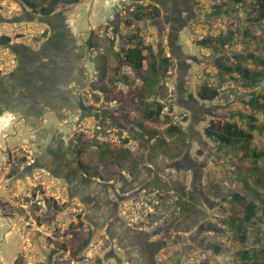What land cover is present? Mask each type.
Returning a JSON list of instances; mask_svg holds the SVG:
<instances>
[{
  "label": "rangeland",
  "instance_id": "obj_1",
  "mask_svg": "<svg viewBox=\"0 0 264 264\" xmlns=\"http://www.w3.org/2000/svg\"><path fill=\"white\" fill-rule=\"evenodd\" d=\"M95 2L80 0L74 6L58 10L62 12L59 19L65 20L70 32L69 37H64L65 41L72 47L74 40L78 48H70L68 58L58 55V60L55 59L50 66L55 68L58 77V72H63L68 63L72 65L74 62L80 67L87 57L85 66L88 69L86 72H72L78 86L70 82V77L63 78V82L69 81L66 88H70L88 108L86 113L78 116V107L73 104V113L67 116L68 123L60 117L48 115L46 131L39 130L43 140L44 136L54 137L58 133L63 134L61 137L65 140L56 138L38 147L32 138L33 125L28 124V129H24L25 125L16 116L20 115L16 107L13 113H4L0 106V264H48L51 251L53 264H72L73 259L79 262L75 264H103L106 257L110 258L112 241L107 230L112 206L106 198L97 199L100 184L88 178L99 179L96 177L98 173L104 172L108 181L109 142L124 144L123 139H128L134 153L137 152L128 162L133 165L136 157L139 160L135 169L131 167L125 171L127 179L139 176L137 180L133 178L132 182L136 184L132 189L139 190L148 182L159 181L163 189L182 183L201 212L184 211L178 205L180 198L175 192H170L171 196L163 193L164 199L160 201L156 198L159 202L153 210L154 217L149 219L146 215L154 204L149 197L154 200L156 192L151 196L142 193L148 206H143L134 219L127 217L125 206L137 208L143 204V198L142 201L130 199L121 204L120 215L135 229L153 231L163 219L172 217L165 234L155 232L150 237L151 241L167 240L166 247L157 255L159 264H243L241 255L244 251L260 254L264 249V214L259 212L250 223L243 222L246 209L233 199L237 193L249 197L247 186H255L252 179L244 182L243 173L248 167L264 171V130H256L253 140L239 150L210 139L205 132L214 118H230L231 115L236 116L235 121L245 129H249L250 124L264 125V115L242 100L245 92L258 90V86L245 89L228 75H221L216 66V61L224 55L221 61L225 64H241L254 71H264V65L256 61L236 58L250 54L264 58V20L256 21L259 1L248 0L246 4L236 5L228 0H161L158 5L147 0H125L113 7L110 6L113 0H99L97 5ZM140 5L148 14L154 13V7L159 6L160 18L140 19L137 16ZM26 13H33L34 18ZM166 13H169L166 31H160L156 24L161 19L166 20ZM40 19L41 15L34 13L23 0H0V37H12L8 46L0 45V81L17 71L16 54L25 57V47L29 48V54L43 50L40 43L47 40L50 29ZM90 24L98 46L86 54L84 41L89 38ZM231 30L237 34L222 54H217L211 44H200L209 37L226 36ZM71 35L77 38L73 39ZM133 36H137L136 41L142 39L153 45L156 52L163 47L173 61L157 93L147 98L155 105L157 102L165 105L159 125L146 121L142 115V107L135 95L143 85L139 74L116 55L117 52L127 53L134 46L130 40ZM171 40L176 50L174 53L169 46ZM34 57L29 64H35ZM103 66L107 69L105 79L102 78ZM32 69L29 65L20 70L19 75L33 74ZM206 83L222 86V96L213 102H201L196 90ZM103 86L107 87L108 93L93 90ZM53 92L55 97H69L63 93L65 90L60 92L57 88ZM171 106L174 109L172 114L169 112ZM96 114L100 119L95 118ZM167 114L172 115V121L167 119ZM248 115L255 120L251 122ZM140 125L158 129L173 149L179 135L168 132L167 128L181 125L188 133L190 146L179 157L173 150L167 155L160 147L158 152L156 147L148 151L136 142L137 136L143 134ZM98 149L102 151L101 157ZM254 149L259 156L253 154ZM54 155L64 166L62 171L56 165L53 173L39 168V163L50 166ZM35 157H39L38 160ZM78 161L87 166L89 172L86 175L80 172ZM26 164L34 167L26 169ZM192 169L196 172L195 179ZM12 170L16 173L10 177ZM64 175L67 178L62 179ZM68 182L72 190L83 193L85 202L70 199ZM47 196L52 197L53 205ZM95 196V200H89ZM205 199L210 203L207 204ZM78 214L82 215L81 220H77ZM120 233L127 240L134 235L122 229ZM88 238L91 239L89 243ZM77 250L78 254H75ZM117 252L124 263L130 264L121 249ZM107 264L115 262L109 259Z\"/></svg>",
  "mask_w": 264,
  "mask_h": 264
},
{
  "label": "trees",
  "instance_id": "obj_2",
  "mask_svg": "<svg viewBox=\"0 0 264 264\" xmlns=\"http://www.w3.org/2000/svg\"><path fill=\"white\" fill-rule=\"evenodd\" d=\"M231 3L236 5L246 4L248 0H228ZM259 5L257 9V17L256 21L264 20V0H258ZM80 0H41L39 2L32 0H23V3L26 4L29 8L32 9L34 13H38L41 15V21L47 22L51 19L52 16H56V13L61 7H70L78 4ZM140 12L137 13V16L141 18H149L151 20H155L161 16V11L159 6L154 7V13L150 12L144 13L145 7L140 5ZM221 9V6H220ZM59 16V15H58ZM237 31L231 30L228 32L226 36L220 35L219 37H209L200 42L201 45L211 44L213 49L217 54H222L224 52V48L231 44L234 40ZM115 33H118L117 30ZM137 36L131 37V41L134 46L129 48L127 53L117 52L116 55L120 59L121 62L125 61L129 63V65L134 68L140 76V79L143 82L142 88L136 93V99L138 100V104L142 107V115L144 119L148 122H153L159 125V121L164 114L165 105L157 102V105L147 101L148 96L155 95L158 91V87L161 84L164 76L169 71V68L173 65L172 59L167 55L164 48L161 47L159 52H156L153 45L146 43L144 40L139 39L136 41ZM12 41V37L10 35H2L0 37V45L8 46ZM88 44L91 49H94L98 46V44L94 41V33L90 36L88 40ZM172 53L175 51L171 49ZM125 54V59L123 57ZM224 55L220 56V59L216 61V66L219 68L221 75H228L231 79H234L235 82L240 83V85L245 89H254L258 86V90H251L245 92L243 94L242 100L246 104L252 106V108L256 111L261 112L264 115V71H254L250 67H245L241 64L237 65H228L223 63L221 60ZM238 60L243 61L252 60L253 62H257L258 64L264 65V58L262 56H258L255 54H250L247 57H236ZM103 75L102 78L105 79L107 77V69L106 67H102ZM237 76V77H236ZM260 85V86H259ZM222 86H215L210 84L200 85L196 92L197 98L203 102H213L216 99L222 96ZM93 90H100L104 93H108L107 87H94ZM135 97V96H134ZM246 97L248 99H246ZM157 106V108H155ZM169 112L172 114L174 112L173 106L169 107ZM241 116V113H238ZM248 118L253 122L255 117L252 115H248ZM167 119L172 121V115L167 114ZM236 116H232L230 118H214L209 126L206 128L205 132L207 136L214 140L218 141L226 147L233 148L234 150L243 149L249 142H251L254 138V132L256 130H260L261 132L264 130V125L259 124H250L249 129L242 128L238 125L237 121H235ZM187 120V117H185ZM142 132H146L147 135H157L159 133V143L163 149V152L167 155H170L171 150H173L177 157L180 156L181 153L184 152L190 145L187 143L188 133L183 130L181 125H170L167 128V131L172 134H178L179 138L177 139V143L174 144V149L167 142L164 135L159 132L158 129L145 128L143 125H140ZM110 148L112 146L114 148L122 149L123 145L118 142H109ZM175 154V157H176ZM253 154L255 156H259V153L254 149ZM143 156V155H142ZM141 156V157H142ZM24 162H27L26 158H23ZM139 160H135L133 165ZM83 170L88 172L87 166H85L82 162H80ZM132 162L126 163L127 167H131ZM16 173V170H12L10 173V177H13ZM94 177L96 175H93ZM100 174L98 173L99 177ZM244 182H248V179H252L255 186L248 188L249 197L235 194L234 199L237 203H240L244 209H246L247 215L242 220L243 222H251L254 220L259 212L264 214V171L259 169L258 167L250 168L248 167L243 173ZM175 192L179 196L180 200L178 201V205L182 207L184 211H191L192 213H201L198 209H196L195 204L191 201V194L188 191L187 187L182 183H177L175 185L168 186L166 189L162 190V194L160 195L161 199H164L163 193ZM251 198V200L249 199ZM49 203L53 200L51 196H47ZM51 205L52 202H51ZM77 220H81L82 215H77ZM38 219L41 220V217L38 216ZM241 229L240 227H238ZM91 236V235H90ZM89 236V237H90ZM245 239V237H242ZM91 241L90 238L87 239V243ZM219 250V249H218ZM78 254V250L74 252ZM260 258V260H258ZM241 259L243 260V264H264V249L260 252V254H255L252 251H244L241 255Z\"/></svg>",
  "mask_w": 264,
  "mask_h": 264
},
{
  "label": "flooded vegetation",
  "instance_id": "obj_3",
  "mask_svg": "<svg viewBox=\"0 0 264 264\" xmlns=\"http://www.w3.org/2000/svg\"><path fill=\"white\" fill-rule=\"evenodd\" d=\"M171 1H173V0H171ZM170 5H173V4H170ZM61 14H62V12L58 11L56 13L57 18H58V15L60 17ZM26 15L32 16L34 18L33 13L32 14L26 13ZM165 15H166V20L161 19L156 24L157 28L160 31H166V29H165L166 24L165 23L169 21L168 17H167V16H169V13H166ZM118 17H119V15H118ZM117 32H118V30H117ZM89 33H90L89 38L86 40V43H84L85 47H86V44H88V40L90 39V36L93 34L92 32H89ZM169 46L171 47V49H173L176 52L174 45L172 43V40L169 41ZM41 47L43 48L42 51H33L32 54H29L28 53L29 48L25 47V50H26L25 57H22L20 54L17 53L16 57L18 60V64H17L16 70L18 72H20V70L27 68L29 65H31V68L35 67V70L37 68L38 70L45 71V69H46L45 67L48 68V64H50V65L53 64L55 59L54 60L49 59V60H47V62L44 61V63L42 60L38 59L39 62H42L40 67L36 63L34 65L29 64L30 59L32 57H34L35 55L36 56H38V55L42 56L45 54L42 52L44 51V49L49 47V42L45 41L43 43V45H41ZM61 47H62V50L65 51V55H67L69 53V49L72 48L68 45V43L65 41V39L63 40V46H61ZM90 49L91 48H89L87 50V47H86V54H89ZM29 51L32 52L31 49ZM123 57L125 59V54H123ZM38 60H37V63H38ZM86 60H87V57L82 60V62L83 61L85 62V65H86ZM82 62L80 64L81 68L79 67V65L75 66L74 62L72 65H70L68 63L64 67L65 71L63 70V72H61V73L58 72V74H59L58 77H60V80H58V77H56V75H55V72H57L56 70H54L55 68L50 66L49 69H50V71H52V73L54 75V78L50 79V81H52V83H53L54 90L57 88L59 89V91L67 89L66 87L69 84V81H68V83L63 82L64 75H68L67 78L70 77L71 78L70 82H72L75 80V78H73L72 72H75L78 70L81 72L88 71L87 67L84 66L83 65L84 63H82ZM19 76H20L19 80H20L22 85H28V87H29V83H31V81H30L31 78H32V84L34 85L35 78L33 75H31V74H29V75H23L22 74L21 75L20 74ZM62 84L64 85V87H58V86H62ZM30 99L31 98H28L26 101H23V102L31 105L32 101ZM0 103H1V100H0ZM74 105L75 106L77 105V107H78V111H77V113H79L78 116H81V114H83L84 112L86 113V111L88 110V108L85 107V105L81 99H77V101H75ZM80 106L82 107V109ZM68 108L70 109V113H72L73 107H68ZM28 110L32 113V114L30 113V115L33 116V114H34V117L36 118V122L34 123V125L31 124V125H33V129L38 128L39 125L41 124L40 120L42 119V114L40 116L39 110H37V108H34V107L30 108ZM28 110L26 109L25 111L20 113V115H16V116H18L17 117L18 120H20L23 123V125L26 126V127L23 126L24 129H28L27 120L30 119L28 116V114H29ZM33 110H34V113H33ZM44 111L45 110H43V113H44ZM63 112H64V110H63ZM50 114H53L54 117H57L56 111H54V112L52 111V113L50 112ZM95 118L100 119V115L96 114ZM37 119H40V120H37ZM150 140H152L151 144H150ZM153 140H155V141L153 142ZM123 141H124V144L122 143L123 144L122 149H119L117 147L109 149V159L107 160L108 165H109V167H108L109 170L106 171V173L108 174V177H109L108 181L105 180V176L103 174L104 172L103 173L101 172L102 175L100 174L99 179L88 178L89 180L95 181V182L100 184L99 195L96 194L97 199L101 200L102 198H106V202H109V205L112 206V209L110 210L111 211L110 222L108 224V230H107L109 237L112 241V249L110 250V252L108 254L110 258L106 257V262L103 261V264H107V261H109V259H113L115 264H126V263H124V259L120 256V253L118 254V252H117L120 249L123 251V255L125 256L127 262H129L130 264H159V261L157 260V255L164 247H166V245H167L166 241L167 240L155 239L156 241H151L152 238H150V237L152 235H155L154 234L155 232L160 233V234H165V232L168 228V225L172 222L171 221L172 217L168 216L163 220L161 219L162 220L161 223H158V225H156L157 227L155 230L147 231V230H143V229L141 230V229L133 228L131 225L126 223L125 219L122 218V216L120 215L119 212H120L121 204L126 203L127 200H130V199L135 200L136 199V200L142 201L141 198H143V195H142L143 192H145L149 196H151L152 194H155L154 192H156L157 195L155 194L154 200H153L152 196L149 197V200H151L150 202H154V204H153V208L150 207L151 212H147V215H146L147 219L153 218L154 213H155V212H153V210L157 206L156 203H158L161 200L160 195L162 193H160V192H161V190H163V188H162L163 184H161L159 181L148 182L147 184H143V186L139 190H135V189L131 188L133 184H136V182H132L133 178L137 180L139 176L134 175V177L131 176L129 179H127L126 177H124L126 175L125 171H126V169H130L131 167H133L135 169L138 164L135 163V165H131V167H127L126 163H128V160L132 159V156H136L137 152L134 153L135 149L132 148L131 145H129L128 139H123ZM136 142H138L141 147L146 148L148 151L154 150L156 147V151L158 152L159 147L162 148L160 146V143H159V133L157 135L150 136V135H147L146 132H144L142 135L137 136ZM156 142H157V145H156ZM118 143H121V142H118ZM74 150L76 151V149H74ZM98 150H99L98 151L99 157H101L102 151L100 149H98ZM162 152H163V149H162ZM38 158L39 157H35V160L36 159L38 160ZM135 159H138V158L136 157ZM189 161L190 162L193 161L194 164H196L195 163L196 161L193 159L189 158ZM80 162L81 161H78L79 170L82 174H85L87 171L85 172L83 170V168L80 165ZM105 163L106 162H104V164ZM25 166H26V169H32L34 167V165H32V164H26ZM38 166L41 169H45V170L53 173V171L50 169L49 166H45L44 164H40V163ZM118 170H119V173H117ZM131 171L133 173L132 169H131ZM131 171L129 173H131ZM192 171H193V179H195V177H196L195 169H192ZM88 172H89V170H88ZM194 183H195V180L193 181L192 186H194ZM68 188H69V192H70L69 197L71 200H73L74 198H77V199H82L85 202L86 197L83 196L82 192L80 194H78L77 193L78 191L72 190V186H71L70 182H68ZM76 193H77V195H76ZM94 198L96 199V196L90 197L89 200H95ZM156 198H160L159 201ZM143 200H144V198H143ZM205 201L207 204L210 203L208 201V199H205ZM141 203H143V204L142 205L140 204L138 206V207H140V209L144 208L143 206H148L147 205V203H148L147 199H146V201L144 200ZM144 203H145V205H144ZM159 218H160V216L158 217V219ZM146 222H148V221H146ZM92 223L95 227H97V223H95L94 221H92ZM121 229L125 230V233L134 234V235H132L130 237L131 239L127 240V239L123 238V234L120 233ZM135 235H139V236L135 237ZM153 238H154V236H153ZM53 255L54 254L51 251V255H50V258L48 260V264H53V261H52ZM76 262H78V261H76L75 259L72 260V264H75ZM16 264H18V263H16Z\"/></svg>",
  "mask_w": 264,
  "mask_h": 264
},
{
  "label": "crops",
  "instance_id": "obj_4",
  "mask_svg": "<svg viewBox=\"0 0 264 264\" xmlns=\"http://www.w3.org/2000/svg\"><path fill=\"white\" fill-rule=\"evenodd\" d=\"M98 1L99 0H96L94 5H97ZM147 1H151V2L157 3L158 5H161V3H160L161 0H147ZM93 2H94V0H93ZM119 2L123 3V2H125V0H113L112 4H110V6L113 7L116 4L118 5ZM108 3L109 2L107 1V4ZM58 20H60V21H58ZM45 23L50 29L49 36H48L47 40H45V41L49 42V47L44 49V51H43V53H45L44 55H42V56H40V55L36 56L35 55V57H34L35 63L38 64L39 67L42 64V62H39V60H42L44 63V61L47 62V60H49V59H51V60L57 59L58 60V58H59L58 55H62L65 58L69 57V53L67 55H65V51H64V54H62L63 50L61 47V46H63L64 37H67V36L69 37V34H70V32L68 30V25H67V23H65V20L63 18L59 19V17L57 18V16H52L51 19H49ZM72 38H73V36H72ZM76 38L77 37L74 35L73 39H76ZM45 41H42V42L40 41L41 42L40 44L43 45V43ZM73 47L78 48V45L74 40H72V49L74 50ZM37 60H38V63H37ZM45 68H46L45 71L38 70L37 68L35 70V67H34V70L31 68L33 70V74H32V72H30V74L34 76L35 82L33 85L32 84V78H31V80H30L31 83H29V87H28V85H22L21 84V82L19 80L20 76H19L18 71L13 72L11 75H7V76L3 77V79L0 81V100H1L0 106L2 107V111H4V113H8L9 111H11V113H13L12 111L14 110L13 108H15V107L19 110V111H17V113H22L26 109L28 110V109L34 107V108H37V110H39L40 116L42 114V119L41 120L37 119V120L41 121V124L39 125L38 128H34V132H33L34 137H32V138H34L33 140L37 142L38 147H40L44 144H47V142H53V139L56 140V138L57 139H64V137H61L64 135L61 133H58V135H54V137L44 136V140H43L40 138L41 137V135H40L41 131H39V130L46 128V121L48 120L47 116L53 115V114H50V112L52 113V111L53 112L56 111L57 117L62 118L64 120V123L65 122L68 123L69 120H68L67 116L70 113V109L68 107H71V105L75 104V101H77L76 94L74 92H72V90L70 88H67L65 90V92H63L65 94H67L69 97H65V98L60 97V96L55 97L56 94H54V92H53L54 86H53L52 81H50L51 78H54L52 71H50V69H49L50 64H48V68L47 67H45ZM65 77L67 78L68 75H64V78ZM72 83H75L77 86V80L72 81ZM18 88H20V90H18ZM20 91L23 95H21ZM19 93H20V95H19ZM28 98H31L30 99L32 101L31 105L23 102V101H26ZM63 108H64V112H63ZM43 110H45L44 113H43ZM28 113H29L28 116L30 119L27 120V123L34 125V123L36 122V118L34 117V114H33V116L30 115L31 112L29 110H28ZM33 113H34V110H33ZM41 126H44V127H41ZM5 129H6V127L3 128V130H5ZM44 131H46V129L43 130V132ZM42 141H44V142H42ZM40 142H42V143H40ZM54 156H52L53 159L50 161L51 162L50 166H49L50 169L53 171V169L56 168V166H57L62 171L64 166H62V164H60L58 162L60 160L57 159L56 156L55 157ZM64 178H67V176L64 175L62 177V179H64ZM76 263H79V262H76Z\"/></svg>",
  "mask_w": 264,
  "mask_h": 264
},
{
  "label": "built area",
  "instance_id": "obj_5",
  "mask_svg": "<svg viewBox=\"0 0 264 264\" xmlns=\"http://www.w3.org/2000/svg\"><path fill=\"white\" fill-rule=\"evenodd\" d=\"M170 55V54H169ZM125 209L128 211L127 217L134 219L135 217L138 216V214L140 213L141 209L140 207L134 208L132 206L126 205ZM35 229L38 230V228L36 227Z\"/></svg>",
  "mask_w": 264,
  "mask_h": 264
},
{
  "label": "water",
  "instance_id": "obj_6",
  "mask_svg": "<svg viewBox=\"0 0 264 264\" xmlns=\"http://www.w3.org/2000/svg\"><path fill=\"white\" fill-rule=\"evenodd\" d=\"M93 29H92V26H91V24H90V30H89V32H91ZM160 38H161V40H162V35H160ZM84 43H86L85 41H84ZM86 47H87V50L90 48V46H89V44H86ZM84 66H85V64H84ZM81 107V106H80ZM81 109H82V107H81ZM14 128H16V126H14ZM7 218V217H6ZM8 219V218H7ZM9 220V219H8Z\"/></svg>",
  "mask_w": 264,
  "mask_h": 264
}]
</instances>
